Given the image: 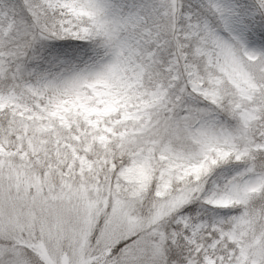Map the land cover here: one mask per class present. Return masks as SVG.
Instances as JSON below:
<instances>
[{
	"label": "snow or ice",
	"instance_id": "snow-or-ice-1",
	"mask_svg": "<svg viewBox=\"0 0 264 264\" xmlns=\"http://www.w3.org/2000/svg\"><path fill=\"white\" fill-rule=\"evenodd\" d=\"M0 264H264V0H0Z\"/></svg>",
	"mask_w": 264,
	"mask_h": 264
}]
</instances>
